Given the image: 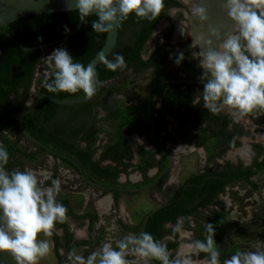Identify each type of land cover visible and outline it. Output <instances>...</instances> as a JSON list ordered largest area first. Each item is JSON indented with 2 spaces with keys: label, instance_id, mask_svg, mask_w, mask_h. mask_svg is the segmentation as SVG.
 I'll return each instance as SVG.
<instances>
[{
  "label": "trees",
  "instance_id": "trees-1",
  "mask_svg": "<svg viewBox=\"0 0 264 264\" xmlns=\"http://www.w3.org/2000/svg\"><path fill=\"white\" fill-rule=\"evenodd\" d=\"M168 5H179V2L178 0H165V6ZM164 14L162 12L160 17ZM160 17L149 22L133 14L118 25L116 45L95 66L102 86L97 88L94 96L72 104H59L47 97H40L33 109L23 117L24 126L32 135L46 145L75 157L84 172L89 168L90 172H85L87 176L97 181L115 182L121 171L128 173L129 166L145 173L146 169L155 163L154 154H162L158 148L150 150L139 142L136 143V150L133 151L130 143L131 133L144 136L150 141L146 128V95L138 103L126 104L124 100L114 98V94L119 92L125 83L118 86L107 83L109 79L120 76L129 69L135 72L150 68V84L171 77V72L161 66L168 51L164 49V44L159 40L153 51L148 56H143V48ZM78 18L79 14L75 10L51 11L21 16L1 26L3 30H0V121L7 114L22 110L27 106L29 89L40 64L41 55L48 47L40 44L64 36L65 26L71 30ZM94 19L96 17L91 16L86 24L81 23L79 29L64 42L74 62L85 65L105 41L107 33L101 34L92 30L91 22ZM38 37H43V40H38ZM21 45L33 47L27 49ZM172 52L176 61V52L175 50ZM118 54L123 55L126 67L116 71L107 69L104 60H114ZM54 71L53 67L44 77L36 78V93L47 92L58 98H71L84 94L82 90L75 94L48 91L44 84L46 81L51 82ZM176 84V82L162 83L152 91L150 124L158 140L162 135V130L167 132L168 137L173 138L172 132L184 126L168 127L171 121L187 123L188 121L222 120L218 113H213L203 107L202 96L196 97L187 89L177 87ZM198 98L199 103H197ZM99 112H102V115L98 116ZM100 134L105 136V141L102 143L98 142L103 137H100ZM22 139L16 116L9 117L0 125V144H3L9 153V163L5 166L9 173L13 171L14 165H18L19 171H23L25 159H35L45 152L42 147L33 143H30L33 149L20 146L19 141ZM98 148H100L99 157L93 159V154ZM134 154H136V159L132 162ZM58 158L72 166L66 159ZM106 158L115 164H101V161ZM165 163L166 159L162 156V160L157 162L159 169L156 174L163 169ZM205 175H192L186 179V182H196V184L186 183L190 189L197 190L194 195L204 194L200 201L203 205L207 203L210 195L215 193V190H211L208 194L203 193V187H210L214 184L212 179L208 177L204 179ZM152 178L145 177V181L137 184H145ZM113 191L116 194L118 192V190ZM189 194H183L186 196H182V203L190 198ZM177 195L178 193L174 199ZM57 201L65 202L66 200L57 197ZM163 208H156L147 218L145 232L151 233L156 239L159 235L160 218L164 217ZM179 210L184 211V207ZM77 243L68 246V249L71 250ZM55 256L57 264H67L57 251H55Z\"/></svg>",
  "mask_w": 264,
  "mask_h": 264
},
{
  "label": "clouds",
  "instance_id": "clouds-1",
  "mask_svg": "<svg viewBox=\"0 0 264 264\" xmlns=\"http://www.w3.org/2000/svg\"><path fill=\"white\" fill-rule=\"evenodd\" d=\"M70 11L79 14L81 23L95 16L91 22L96 33H107L133 14L149 22L157 20L165 8V0H68ZM222 6L228 17L238 25L236 34H228L219 47L209 37H196L198 51L194 56L202 69L203 107L213 113L225 107L241 115L251 114L257 109L264 110V0H223ZM191 11L200 21L208 20L205 0H193ZM70 29L65 26L66 34ZM211 36L219 38V29H209ZM182 34L184 35L183 31ZM43 40V37H38ZM184 54L178 53L179 65ZM54 65L51 82L44 86L50 92L75 94L81 91L89 98L102 86L93 64L74 62L64 47L56 48L44 58ZM107 69L116 71L126 67L123 55L114 60H104ZM199 103V98L197 100ZM9 163V153L0 144V252H6L16 264H38L48 255L50 245L40 239L41 234L53 235L57 223L63 224L67 208L57 201L61 190L59 180H53L45 187L44 181L30 170L9 173L5 166ZM204 240H195L185 246L206 255V264H221V253L217 249L215 228L205 225ZM129 245L134 255L151 258L159 264H193L190 256L177 253L170 258L167 246L154 238L151 233L141 232L138 236H128L118 241L115 247L104 243L100 252L84 257H76L78 264H130L126 259ZM74 253L69 254V259ZM222 264H264V250L252 246L251 250H237Z\"/></svg>",
  "mask_w": 264,
  "mask_h": 264
},
{
  "label": "flooded vegetation",
  "instance_id": "flooded-vegetation-1",
  "mask_svg": "<svg viewBox=\"0 0 264 264\" xmlns=\"http://www.w3.org/2000/svg\"><path fill=\"white\" fill-rule=\"evenodd\" d=\"M189 1L190 0H178L179 5L165 6L163 11L165 14L162 15L158 21V24L162 20H166L167 22V28L159 38L160 43L164 44V49L168 51V55L161 66L165 69H168L167 61L169 57H171L173 63L179 66L181 72L177 75L168 69L171 72V77L168 78L182 79L180 81H174L177 83L176 86L187 89V91L193 93L194 96L199 97L202 96L203 90V83L200 79L201 75L198 76L188 74V72L193 70L198 63L194 58V54L191 52V46L195 47V50H199L196 46L198 41L193 39V14L191 11L192 3ZM171 9L177 13L175 21L181 22L179 29H182L184 33V39L179 40L177 45L173 44L170 39L174 32L175 25L174 20L172 21V17L169 14ZM185 12H187L188 15H184ZM184 16L186 18L185 23H183L181 20V17L184 18ZM237 31L238 25L234 23L232 27L227 30L226 35L219 36V38L214 36L213 40L215 46L219 47V44L222 43V40L226 38L228 34H236ZM173 50H175L176 55L181 52L184 54V59L179 65L174 60V55L172 52ZM147 70L150 72V68ZM218 114L222 120H216L215 122L188 121L187 123H177L171 121L168 123V127L173 125H184L185 127L182 126L180 127L182 128L181 130L179 128L177 131H171L174 135L173 138L168 137L167 132L162 130V135L159 138L161 141L157 139L160 145L166 149L171 157V165L167 172L151 188L147 189L153 191L156 194L159 202L149 211L143 214L141 219L136 223L124 222L122 220H118L117 218V224L122 231L129 234L130 236H138L141 232H145L148 215L156 208L164 207V217L160 218L159 221L160 228L157 239L167 246L170 252V258H176L177 253L179 252L182 255L184 254L190 256L193 264H206V255L196 252L192 248L186 247L184 240H187V244L195 240H204L207 235L205 230V225L207 223L214 225V239L216 241L217 249L221 253V264L223 260L230 258L231 255H233L237 250H251L253 245H257L256 248L261 250L264 249V176L259 181H257L255 178L257 174L264 171V110L257 109L251 114L241 115L236 113L235 115L234 111L225 109L218 112ZM169 119L171 120L170 117ZM168 142L173 146L185 144L188 146H193L194 149L200 148L204 153L202 155L204 160L201 169L186 175L182 180L175 184L168 183L167 177L173 164V153L172 149L167 146ZM147 143H149L151 147H145L150 150L158 148L151 141V139L150 141L147 140ZM242 143H246L248 146V148H246L245 157L236 155L230 159H223L221 163H218L219 159L223 158L225 153L229 152L231 149L241 146ZM99 149L100 148H98L93 154V159L99 157ZM132 149L135 151L136 146L134 148L132 147ZM44 153L47 152L45 151ZM96 153H98V155H96ZM161 153L162 154H154L155 163L154 165L148 167L145 173L134 169L132 166H129L127 169L129 170L128 173L121 171L118 174L115 182H101L91 178V176L89 178L96 182L105 184L141 186L137 183L140 181H145V177H153L150 180L152 181L165 168L167 164V157L162 151ZM40 155H38V157ZM51 156L55 157V155ZM162 156L165 157L166 163L163 169L156 174L159 169L157 162L162 160ZM38 157L35 159L31 158L25 160L34 161ZM73 158L76 159L75 157ZM135 159L136 154H134L132 162H134ZM101 164L114 165L115 163L109 158H106L101 161ZM70 167H72L77 172V176L80 178L83 184L92 186L82 178L81 174L73 164L72 166L70 165ZM131 169L140 174V180L136 182H131L130 180L120 181V175H128ZM151 169L153 170L152 174L149 173ZM12 170L19 171V166L14 165ZM85 172L89 173V168L88 170H85ZM202 174H206L203 176L204 179L208 177L214 182V184L210 187H203V193L208 194L211 192V190H215V193L210 195L207 203L204 205L200 204L201 197H203L202 195L204 194L194 195L196 189H190L188 184H186H196V182L193 181L186 182V179L192 175ZM54 177L55 174L52 173L48 179L43 180V186H48L47 184H50ZM150 181L146 182L145 184L149 183ZM97 189L111 192L112 203L109 208L117 207L118 193L122 190H118L116 194V192L113 190L100 188ZM230 192H238V196H240L241 200L244 202V205L241 204L242 207L239 208L235 203L233 205ZM177 193L178 195L174 199V196ZM184 193H190V196L188 195L190 198H187L186 201L182 203V196H186L183 195ZM224 194H226L227 198L223 197ZM57 197L66 200L65 202L59 203H62L67 208V215L63 224L57 223L51 237L45 236L51 240L54 255L55 251H57L64 258L62 253L68 254L73 252L76 248H80V257L87 258L89 253L93 250L101 249L102 245L106 243V239H113V237H109L110 233L105 231L106 226L104 225V221H101L99 212L96 211L95 208L90 209L88 207V202H85L86 204L83 206V209L81 208L80 210L76 211L71 205V202L67 196L57 195ZM99 207L106 208L100 205ZM181 207H184V211L179 210ZM145 217L146 219L144 221ZM235 223H238V225H235ZM70 224H72L74 227L71 228ZM77 225L78 228L79 226H83V233L80 235L77 234V231L75 230V226L77 227ZM107 229H110V227ZM125 238L126 237H123L119 241L124 240ZM75 242H78L77 245H75L71 250L68 249V246L74 244ZM110 243L115 247V243ZM133 247V245H129V248L126 250V259L129 260L130 264H159V262L154 261L151 258H143L141 260L140 257L134 255L131 251ZM64 259V263L72 264L68 261V259Z\"/></svg>",
  "mask_w": 264,
  "mask_h": 264
},
{
  "label": "rangeland",
  "instance_id": "rangeland-1",
  "mask_svg": "<svg viewBox=\"0 0 264 264\" xmlns=\"http://www.w3.org/2000/svg\"><path fill=\"white\" fill-rule=\"evenodd\" d=\"M169 14L172 17V21L174 20L175 23L174 32L170 39L173 44L177 45L179 40L184 39V35L181 33L182 29H179L181 22L175 21L177 13L173 11V9L169 11ZM185 14H187V12H185L184 15ZM181 20L183 23H185L186 22L185 16L184 18L181 17ZM166 28H167V22L166 20H162L155 28L151 37L147 40L143 48L144 57L150 54L156 42L162 36V33L166 30ZM59 47L65 48L64 42H58L56 44L50 45L43 51L40 59V64L37 67L35 78L33 80L32 94L36 93L37 90L36 78L44 77L46 74H48L50 69L54 67V65L46 62L44 58L50 55L56 48ZM195 49H196L195 47L191 46V52L193 54L197 52V50ZM194 58L198 63L193 70L188 72V74L198 75V76L202 75V69L199 67V61L195 56ZM167 68L171 70L173 73H176L177 75L178 73L181 72V69L179 68V66L173 63L171 57H169L167 61ZM123 82L125 83V86L119 92L114 94V98L122 99L126 104L138 103L143 100V97L146 95L148 87L150 86V72L149 70L134 72L129 69L126 72H124L122 75L113 77L107 81L108 84H112L114 86L121 85ZM225 109L230 111L232 110L227 107H225L223 110ZM232 111L235 112V115L236 113H238L235 110ZM100 115H102V112L98 113V116ZM101 136L103 137L101 141L98 140L99 143L105 141V136L103 134H100V137ZM137 142L144 144L146 147H151V145L147 143V140L144 136H138L134 133H131L130 143L133 148L136 146ZM19 145L22 147L27 146L28 149H33L30 143L25 139L20 140ZM167 146L172 149V153H173L172 154L173 164L169 172V175L167 177L168 183L175 184L180 180H182L186 175L194 173L201 169L204 160V157L202 155L204 153L201 151L200 148L194 149L193 146L190 145L188 146L185 144L173 146L169 142L167 143ZM246 148H248L247 144L242 143L241 146L231 149L229 150V152L225 153L223 158L219 159L218 163H221L223 159H230L232 157H235L236 155H241L245 157ZM96 155H98V153H96ZM23 170L33 171L41 180L48 179L49 176H51V174L54 173L55 177L53 180H59L61 184V190L58 193V195L67 196L71 202V205L74 207L76 211L80 210L81 208L83 209V206L86 204L85 202H88V207L90 209L95 208V210L98 211L100 214L101 221L102 220L104 221V225L106 226L105 231L110 233L109 237H113L112 240L106 239L105 240L106 243L112 242L116 244L123 237L130 236L129 234L125 233L120 229V227L117 224V218L118 220H122L124 222L136 223L141 219L143 214H145L147 211H149L159 202L156 197V194L151 190H143L138 192L121 191L118 193L117 207L109 208L112 203L111 192L101 191L95 187L83 184L80 178L77 176V172L72 167H70V165L68 166L66 163L62 162V160L55 158L48 153L41 154L34 161L24 160ZM149 173L152 174L153 170L151 169ZM263 176H264V171L262 173L257 174L255 178L257 181H259ZM140 178H141L140 174L131 169L128 175L121 174L119 180L120 181L130 180L131 182H136L139 181ZM51 184L52 182H50V184L47 185L51 186ZM223 197L227 198L226 194H224ZM230 197L232 199L233 205L235 203L238 205L239 208L242 207V205H244L243 200H241V197L238 196V192H230ZM104 200H107V202L109 201L108 205L106 206V208H100L99 205L101 206V202ZM236 224L238 225V223H235V225ZM70 227L73 228L74 226L70 224ZM109 227L110 229H107ZM75 230L77 231V234L80 235L83 233L82 232L83 226H79L78 228L77 225V227L75 226ZM40 239L48 241L50 245V251L47 256L39 260L38 264H56V258L52 250L51 240L43 235L40 236ZM184 242H185L184 244H187V240H184ZM93 252L99 253L100 249L93 250L92 252L89 253V255ZM71 253H74L71 259H69L70 253L68 254L62 253V255L64 256V258L68 259L70 263L78 264L76 257L77 256L80 257V253H81L80 248H76ZM140 259L142 260L143 258L140 257ZM98 261H99V256L97 257V263Z\"/></svg>",
  "mask_w": 264,
  "mask_h": 264
},
{
  "label": "water",
  "instance_id": "water-1",
  "mask_svg": "<svg viewBox=\"0 0 264 264\" xmlns=\"http://www.w3.org/2000/svg\"><path fill=\"white\" fill-rule=\"evenodd\" d=\"M189 5V4H188ZM72 7V5L68 2V0H0V30H3L1 26L15 18L26 16L30 14H36V13H44V12H51V11H62V10H69V8ZM190 7V6H189ZM81 21L77 20L75 26L71 29L69 34H65L64 36L50 41L46 42L40 45L43 46H50L53 44H56L58 42H65L68 37H70L72 34H74L80 27ZM118 37V26L109 32H107L105 41L103 45L98 49V51L87 61L85 65L93 64L94 67L96 64L103 59L106 55H108L114 46L116 45ZM23 48H31L33 46H23ZM182 79L179 78H165L157 80L150 84L148 87V90L146 92V106H147V119H146V128L147 132L149 134V137L151 141L161 150L167 157V164L165 168L162 170L160 174H158L152 181L145 185L141 186H133V185H120V184H105L100 183L92 180L89 178L83 171L81 165L74 159L72 156L56 150L48 145H46L44 142H42L40 139L32 135L24 126L23 123V117L25 114H27L29 111L33 109L36 102L40 97H47L53 102L59 103V104H72V103H78L87 100L89 97H87L85 94L81 96L71 97V98H58L56 96H53L47 92H39V93H33L32 94V85L29 89V97L27 99V106L22 110L13 111L6 116L2 118L0 121V125L4 123L9 117L16 116L17 120V126L22 134L23 139L28 141L29 143L36 144L40 147H42L47 153L50 155H55L61 158H64L71 162L79 171L82 178L90 185L100 188V189H109V190H122V191H143L151 188L169 169L171 165V157L166 151V149L160 145L158 140L155 138V136L152 133L151 130V124H150V117H151V99H152V91L153 89L166 82H174V81H180ZM147 217V216H146ZM144 218V221L146 219ZM144 226V222H143ZM264 250V249H263ZM0 264H16V261L11 256V254L6 252H0Z\"/></svg>",
  "mask_w": 264,
  "mask_h": 264
},
{
  "label": "bare ground",
  "instance_id": "bare-ground-1",
  "mask_svg": "<svg viewBox=\"0 0 264 264\" xmlns=\"http://www.w3.org/2000/svg\"><path fill=\"white\" fill-rule=\"evenodd\" d=\"M189 2L193 3V0ZM223 0H205L208 8V20L200 21L195 16L192 17V33L196 37H206L213 40L214 36H211L209 29L215 27L219 29V36H224L227 30L235 23L232 21L224 7L222 6ZM214 41V40H213ZM108 205L107 200L101 202V206L106 207Z\"/></svg>",
  "mask_w": 264,
  "mask_h": 264
}]
</instances>
